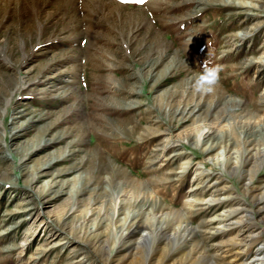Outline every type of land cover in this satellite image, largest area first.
<instances>
[{"label": "rangeland", "instance_id": "1", "mask_svg": "<svg viewBox=\"0 0 264 264\" xmlns=\"http://www.w3.org/2000/svg\"><path fill=\"white\" fill-rule=\"evenodd\" d=\"M263 149L264 0H0V264H247Z\"/></svg>", "mask_w": 264, "mask_h": 264}, {"label": "clouds", "instance_id": "2", "mask_svg": "<svg viewBox=\"0 0 264 264\" xmlns=\"http://www.w3.org/2000/svg\"><path fill=\"white\" fill-rule=\"evenodd\" d=\"M221 69L219 67H208L207 61L203 64V72L195 81V90L198 93H209L220 81Z\"/></svg>", "mask_w": 264, "mask_h": 264}, {"label": "bare ground", "instance_id": "3", "mask_svg": "<svg viewBox=\"0 0 264 264\" xmlns=\"http://www.w3.org/2000/svg\"><path fill=\"white\" fill-rule=\"evenodd\" d=\"M264 150V149H263ZM253 219V218H252ZM189 228V227H188ZM184 230L187 229V227L184 226ZM183 230V231H184ZM259 238V237H258ZM256 239V238H255ZM253 239V241L255 240ZM252 241V242H253ZM256 241V240H255ZM248 250V249H247ZM250 250V249H249ZM244 259V258H243ZM250 260V259H249ZM208 264H215L212 260L208 262ZM247 264H264V244L261 243L259 247L255 249V251L252 254L251 260Z\"/></svg>", "mask_w": 264, "mask_h": 264}, {"label": "snow or ice", "instance_id": "4", "mask_svg": "<svg viewBox=\"0 0 264 264\" xmlns=\"http://www.w3.org/2000/svg\"><path fill=\"white\" fill-rule=\"evenodd\" d=\"M136 2H137V3H141V4H143V3L146 2V0H136Z\"/></svg>", "mask_w": 264, "mask_h": 264}]
</instances>
